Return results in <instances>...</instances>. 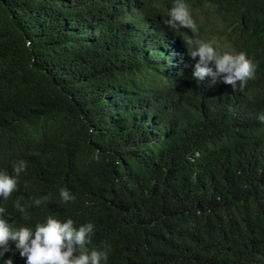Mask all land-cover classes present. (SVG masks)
<instances>
[{
  "label": "trees",
  "instance_id": "1",
  "mask_svg": "<svg viewBox=\"0 0 264 264\" xmlns=\"http://www.w3.org/2000/svg\"><path fill=\"white\" fill-rule=\"evenodd\" d=\"M183 2L258 65L242 91L193 79L174 0H0V170L27 161L9 223L91 222L107 264H264V0Z\"/></svg>",
  "mask_w": 264,
  "mask_h": 264
},
{
  "label": "clouds",
  "instance_id": "2",
  "mask_svg": "<svg viewBox=\"0 0 264 264\" xmlns=\"http://www.w3.org/2000/svg\"><path fill=\"white\" fill-rule=\"evenodd\" d=\"M153 6L160 7L158 3ZM165 25L174 32L187 29L192 33H184L181 38L189 56L196 60L192 77L197 82L210 78V87L223 82L231 85L234 91H242L250 80L256 79L258 65L246 53H221L211 43L200 38L198 25L183 0H174L167 12ZM257 119L264 123V113L259 114ZM11 168V174L7 170H0V199L4 201L9 200L12 194L18 191V178L26 170L27 161L15 160ZM60 197L65 203L76 202V197L66 188L60 189ZM22 199L23 197H20L14 202V208L22 214L23 220H28L26 208L20 202ZM32 203L40 206L42 200L35 199ZM6 215L5 207L0 206V259L10 251L9 241H14L20 256L26 258L25 264H107L106 251L88 247L94 234V225L91 222L77 227L71 218L61 221L53 215H48L33 228L9 223ZM3 264H13V259H3Z\"/></svg>",
  "mask_w": 264,
  "mask_h": 264
}]
</instances>
